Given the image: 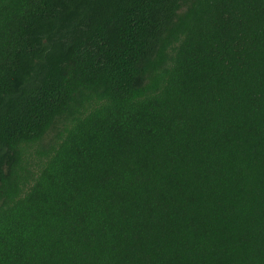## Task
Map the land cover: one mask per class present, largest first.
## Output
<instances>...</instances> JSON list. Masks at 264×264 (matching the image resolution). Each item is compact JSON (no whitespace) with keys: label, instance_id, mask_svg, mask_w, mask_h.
<instances>
[{"label":"trees","instance_id":"16d2710c","mask_svg":"<svg viewBox=\"0 0 264 264\" xmlns=\"http://www.w3.org/2000/svg\"><path fill=\"white\" fill-rule=\"evenodd\" d=\"M0 264H264V0H0Z\"/></svg>","mask_w":264,"mask_h":264},{"label":"rangeland","instance_id":"374dc122","mask_svg":"<svg viewBox=\"0 0 264 264\" xmlns=\"http://www.w3.org/2000/svg\"><path fill=\"white\" fill-rule=\"evenodd\" d=\"M51 136V134L49 135ZM36 147L30 149L29 151V158L32 159V161H35V159L37 158V153H36V150H35Z\"/></svg>","mask_w":264,"mask_h":264}]
</instances>
